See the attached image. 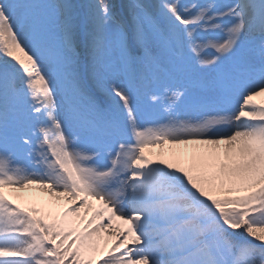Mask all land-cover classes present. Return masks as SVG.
Here are the masks:
<instances>
[{
	"label": "snow or ice",
	"instance_id": "obj_1",
	"mask_svg": "<svg viewBox=\"0 0 264 264\" xmlns=\"http://www.w3.org/2000/svg\"><path fill=\"white\" fill-rule=\"evenodd\" d=\"M261 97L264 0H0V264H264Z\"/></svg>",
	"mask_w": 264,
	"mask_h": 264
},
{
	"label": "bare ground",
	"instance_id": "obj_2",
	"mask_svg": "<svg viewBox=\"0 0 264 264\" xmlns=\"http://www.w3.org/2000/svg\"><path fill=\"white\" fill-rule=\"evenodd\" d=\"M114 2H119V0H114ZM258 100H264V97L258 98ZM150 149H152V148L146 149V152H147L148 150H150ZM151 151H152V153H153V155H154V158H155L156 154L160 152V151L157 152L155 149H153V150H151ZM149 152H150V151H149ZM149 152H147V153L150 155Z\"/></svg>",
	"mask_w": 264,
	"mask_h": 264
},
{
	"label": "rangeland",
	"instance_id": "obj_3",
	"mask_svg": "<svg viewBox=\"0 0 264 264\" xmlns=\"http://www.w3.org/2000/svg\"><path fill=\"white\" fill-rule=\"evenodd\" d=\"M151 150H153V149H150V150H148L147 152H149V151H150V152H149V153H150V155H152V156L154 157V155H153V153H152V151H151ZM155 150H156L157 152H158V151H160V149H159V148H156Z\"/></svg>",
	"mask_w": 264,
	"mask_h": 264
}]
</instances>
